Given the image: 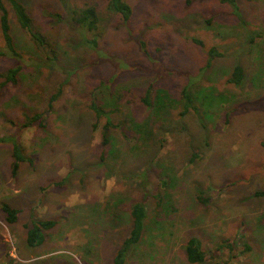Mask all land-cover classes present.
Returning a JSON list of instances; mask_svg holds the SVG:
<instances>
[{
  "label": "rangeland",
  "instance_id": "obj_1",
  "mask_svg": "<svg viewBox=\"0 0 264 264\" xmlns=\"http://www.w3.org/2000/svg\"><path fill=\"white\" fill-rule=\"evenodd\" d=\"M20 1L58 59L51 64L9 11L22 59L0 57V75L18 64L23 70L17 85L0 89V138L14 137L32 164L21 163L14 176L11 145L0 143V206L18 211L9 224L0 208V264H113L135 202L146 207L147 228L125 264H188L191 236L201 240L204 264H264V0H237L239 17L219 0H127L126 24L108 0ZM84 5L100 13L103 63L80 30L50 17ZM210 48L223 55L207 67ZM237 63L240 87L227 83ZM109 79V89L98 88ZM150 84L164 94L148 109L140 98ZM59 85L62 97L44 126L20 128L25 116L46 112ZM185 85L200 115L180 116ZM93 93L121 110L114 122L127 117L141 130H113L106 154L93 129ZM32 219L56 222L41 246L26 244Z\"/></svg>",
  "mask_w": 264,
  "mask_h": 264
},
{
  "label": "trees",
  "instance_id": "obj_2",
  "mask_svg": "<svg viewBox=\"0 0 264 264\" xmlns=\"http://www.w3.org/2000/svg\"><path fill=\"white\" fill-rule=\"evenodd\" d=\"M221 3L229 4L234 13L239 17L237 0H219ZM107 8L110 13L114 15L120 22L126 24L130 21L133 10L127 0H108ZM9 11H11L21 28V30L30 34V38L35 44L36 48L46 54L48 61L51 64H55L58 59L57 50L54 48L48 39L35 30L33 21L27 11V8L20 0H0V34L3 41V48L0 50V57H8L15 60L17 63L22 59L21 53H19L13 43V37L11 34V24L9 18ZM67 17H63L61 14L53 13L50 17L55 19L56 22H64L66 19L71 25L75 26L78 31L80 30L84 44L98 54V63L105 61L104 55L100 50L101 31H100V13L96 5H84L83 7H71L67 10ZM195 43L202 45L198 40H194ZM144 44V43H143ZM50 55V56H49ZM216 48H210L208 51V62L209 67L216 58L222 57ZM23 70V65H16L7 69V71L0 75L2 81L0 82V89L5 86L17 85L19 82V74ZM244 81V70L242 66L237 63L232 68V71L227 79V83L234 87H240ZM114 82L113 79L107 81H101L98 88L109 89L111 84ZM63 87L59 85L55 91H51L46 103L47 110L44 113L34 114L31 117L25 116L24 122L20 128H28L33 126L35 123L42 124L43 116L49 114L54 104L62 97ZM159 94H164L162 90H156L154 84H150L144 95L140 98V102L148 109H151L156 103ZM179 97L182 100V108L180 116L193 112L196 115H200L199 106L195 103L193 96L189 92V85L183 86L179 91ZM123 99L121 92L116 95V101L119 103ZM89 110L95 117V124L93 129L99 131L100 145L104 154L113 151L111 144V132L113 130H133L136 133H140V126L134 124L127 117H124L118 122H114L112 115H118L121 110L116 107L113 109H107L102 106L98 101L96 95L92 94L91 104ZM131 123V124H130ZM44 126V125H43ZM0 143H8L11 145V172L15 176L21 163L27 162L32 164V160L24 154V150L20 143L14 137L0 138ZM166 187V181L160 180V190L155 194L156 205L161 207L164 198V188ZM201 201H203L201 199ZM2 212L5 214V220L9 224H14L17 221L18 211L11 207L7 203H2L0 206ZM130 218V229L127 236L122 240L117 249L113 264H125L130 254L139 248L145 239V232L147 228V210L142 203L135 202L131 204L129 208ZM54 220H37L32 219L30 227L27 229L25 241L29 247L41 246L45 241L44 231L50 230L55 226ZM225 246V245H224ZM232 248L231 246H228ZM245 250H250L249 246L244 244ZM185 261L188 264H204L206 261V253L202 249L201 240L196 236H191L187 239L183 248Z\"/></svg>",
  "mask_w": 264,
  "mask_h": 264
}]
</instances>
